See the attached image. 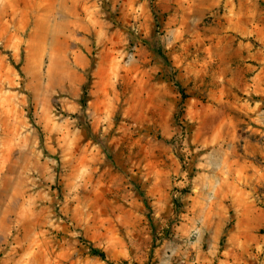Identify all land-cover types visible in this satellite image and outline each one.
I'll return each mask as SVG.
<instances>
[{
    "label": "rangeland",
    "instance_id": "374dc122",
    "mask_svg": "<svg viewBox=\"0 0 264 264\" xmlns=\"http://www.w3.org/2000/svg\"><path fill=\"white\" fill-rule=\"evenodd\" d=\"M242 159L264 0H0V264H217Z\"/></svg>",
    "mask_w": 264,
    "mask_h": 264
},
{
    "label": "crops",
    "instance_id": "0c3cea01",
    "mask_svg": "<svg viewBox=\"0 0 264 264\" xmlns=\"http://www.w3.org/2000/svg\"><path fill=\"white\" fill-rule=\"evenodd\" d=\"M231 164L234 177L237 166L233 162ZM239 173L238 179L242 181L239 182L240 192L238 182L231 179L229 185L236 210L235 221L228 227L225 248L217 264H264V232L261 231L264 228V209L255 200L260 194H256V186L264 185V160L244 159Z\"/></svg>",
    "mask_w": 264,
    "mask_h": 264
},
{
    "label": "trees",
    "instance_id": "16d2710c",
    "mask_svg": "<svg viewBox=\"0 0 264 264\" xmlns=\"http://www.w3.org/2000/svg\"><path fill=\"white\" fill-rule=\"evenodd\" d=\"M180 90H181V93H183L185 95L186 92H185L183 86H180ZM86 105H87V103L85 101L84 102V107H86ZM91 252L94 255H98V256H100L103 259H108L107 253L101 248H98V247H95V246H91Z\"/></svg>",
    "mask_w": 264,
    "mask_h": 264
}]
</instances>
